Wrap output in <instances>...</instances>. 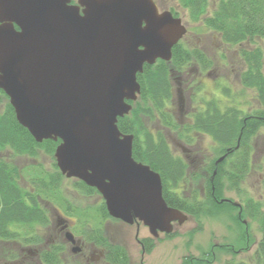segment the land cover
<instances>
[{
  "label": "water",
  "instance_id": "water-1",
  "mask_svg": "<svg viewBox=\"0 0 264 264\" xmlns=\"http://www.w3.org/2000/svg\"><path fill=\"white\" fill-rule=\"evenodd\" d=\"M186 31L153 0H0V89L16 120L37 142L59 140L61 174L94 187L109 216L142 223L153 237L188 216L167 204L160 174L133 158V135L117 119L137 99L144 64L170 60Z\"/></svg>",
  "mask_w": 264,
  "mask_h": 264
},
{
  "label": "trees",
  "instance_id": "trees-1",
  "mask_svg": "<svg viewBox=\"0 0 264 264\" xmlns=\"http://www.w3.org/2000/svg\"><path fill=\"white\" fill-rule=\"evenodd\" d=\"M178 1L189 9L192 21L197 20L207 4V0ZM203 25L219 33L223 42L238 46L237 52L243 62L239 81L243 88L254 90L258 106L251 111L245 110L229 88L223 87V92L230 99L211 97L202 100L204 106L192 113L191 122L182 126L174 111L175 75H180L190 63L206 69L212 62L200 44L187 45L180 40L173 45L170 60L157 59L153 64H144L142 72L137 73L139 95L135 101H129L132 103L129 113L117 119L119 130L133 135V158L148 164L160 174L162 195L167 204L196 217L208 214L213 208L236 207L229 201H219L223 198L221 193L224 189L240 192L241 184L252 169L253 141L255 137H264V47L255 41L264 40V0H219L214 12L203 18ZM147 120L152 124L149 125ZM168 130L186 142H192L190 132L206 133L215 143L216 154L225 153L216 166L213 178L205 180L208 193L204 199L192 187L190 197L180 190L189 187L188 180L196 182L199 176L188 179L187 163L171 149L166 134ZM58 143L59 140L52 139L35 141L16 120L7 98L0 113V145H7L13 154L32 157L37 156L41 149L52 158L53 171L39 166L28 169L26 178L29 184L21 185V168L11 161L0 159V250H6V244H14V248L5 251L13 258L18 256L16 247L28 243L37 246L40 263L61 264L59 252L64 249L63 243L44 245V240L34 231L36 227L49 228L51 216L48 204L52 207L57 204L64 214L76 217L87 242L106 250L105 258L109 264H129L126 248L111 242L106 235L104 220L117 219L109 216L103 199L95 210L99 221L97 225H91L88 209L74 206L63 196L60 185L65 176L60 173L53 156ZM74 187L85 196L98 194L94 187L79 179H75ZM241 199L242 203L237 207L240 214L235 220L238 222L244 215L257 222L260 238L249 259L236 261L229 258L225 264H264V207L261 201L250 196ZM241 229L244 239V228L241 226ZM174 234L171 232L165 236ZM141 244L143 251L150 252L154 240L151 237L142 239ZM228 252L236 253L232 247L228 248ZM187 262L185 258L180 264Z\"/></svg>",
  "mask_w": 264,
  "mask_h": 264
},
{
  "label": "rangeland",
  "instance_id": "rangeland-1",
  "mask_svg": "<svg viewBox=\"0 0 264 264\" xmlns=\"http://www.w3.org/2000/svg\"><path fill=\"white\" fill-rule=\"evenodd\" d=\"M75 1L76 0H73V2ZM157 1L160 7L164 5L165 0ZM166 1L169 2V0ZM207 1V5H205L202 13L199 14V17L195 21H192L189 18L187 13V10L189 11V9L187 7V10L182 8L181 5L178 7L179 16L188 30L181 40H183L187 45L195 43L200 44L203 47L204 52H206L208 57L211 59L212 67H221L223 66L221 62L224 64L228 62L225 66L214 71L212 70L211 75L208 76V80L211 84L207 81L206 85L203 86H205L208 90L212 86V80L210 79L219 81V78H222L231 87V90H233L232 92L236 100L241 101V103L244 104L243 106L250 110L252 109L251 106H254V100H252L254 91L242 88L238 80L239 70H241V61H239L236 52L238 46H232L225 43L223 44L220 41L219 33L208 30L202 25L203 18L211 14L210 11L212 9V4H210L209 1L212 3V0ZM172 2L179 5V1L177 0H172ZM198 25H200V27L196 29L195 27ZM190 29H192V31H189ZM257 42L264 47V40L259 39ZM194 73L195 72L191 70L189 72V76H192ZM177 76H179V74L175 75V77ZM173 83L181 89L183 105H186L188 102L186 96L187 91L182 85H177L175 79L173 80ZM220 85L221 84L218 83V86L212 87V95L214 97L222 96L223 92L221 91ZM200 96L208 99L210 95L208 92H202ZM174 108L177 118L180 119L181 117V120L185 121V112L180 114L182 111L178 110V107L176 106H174ZM147 123L149 125L152 124L148 120ZM166 134L173 152L181 155L182 150L175 144V142L179 141L177 134L173 131L170 133L166 131ZM210 141L211 140L208 136L203 137V139L201 138L199 144H194L196 148L195 146L192 148L193 155L200 158H202V154L210 155L207 148ZM253 142V165L251 171L241 184L240 194L238 192L236 193L232 189H224L221 194L222 197L228 198L237 203H242L241 197L245 198L246 196H250L254 200L261 201L264 207V141L262 137H255ZM7 160L21 168L22 176L19 179L21 185L29 184L26 178L28 176V169L30 170L31 168L39 166L46 171H53L52 158L41 149L35 157L28 155H16L7 149ZM187 169L191 172H200L199 166H194V161L191 162L190 167ZM191 172H189L190 175ZM75 179L76 178L72 177H64L62 179L60 185L62 194L67 200L73 203L74 206H83L87 208L90 215L88 217V221L91 225H97L99 218L97 217L95 210L100 204L101 197L96 193L89 196L79 193L74 187ZM203 183L204 181H202L201 178L192 183V188L196 191L198 196L200 195V188ZM189 188L190 187H184L183 193L185 195L189 193L190 197L192 190L189 191ZM48 205V209L52 207L50 204ZM54 207L57 211H59V213L64 214L62 210H60L59 205L57 206V204H55ZM238 214H240V211L237 206L235 208H232L231 206L213 208L208 214H200L197 217L188 214V218L183 223L174 224V235L165 237L163 233H160L157 238L153 237L149 233L148 228L142 223H139L137 226L136 224H127L119 220L106 219L103 224L105 225L106 235L109 240L111 242L121 244L126 248L129 255V264H180L185 258L188 259L186 264H225V261L229 258H233V260L236 261L249 259L250 254L254 250L255 245L260 238V231L257 222L242 215V217L238 220V223L235 220V217ZM64 215L72 219L69 230L73 234H83V228L80 224L76 223V217L68 214ZM51 217V225L49 228L44 229L39 227L37 229L36 227L34 231H36L41 239L44 240L42 241L44 245L56 244L60 242L64 245L62 240L63 234L57 232L52 224L55 214L52 213ZM241 226L244 228L246 235L244 239ZM137 228L138 233L136 234ZM147 236L154 238V246L150 252H143L139 239ZM20 246L25 249L29 248L31 250H37V246L35 245L22 243L16 247L17 252L19 251ZM5 247L6 250H0V264H21L18 260L16 263H13V261H7V259H19L18 256L12 258L8 253H5L7 249H12L15 245L10 243L6 244ZM229 247H232L235 250V255L228 252ZM95 253H97V251ZM76 257L77 259L79 258V256ZM62 259H64L63 262L67 264L70 262L71 257L69 255H65Z\"/></svg>",
  "mask_w": 264,
  "mask_h": 264
},
{
  "label": "flooded vegetation",
  "instance_id": "flooded-vegetation-1",
  "mask_svg": "<svg viewBox=\"0 0 264 264\" xmlns=\"http://www.w3.org/2000/svg\"><path fill=\"white\" fill-rule=\"evenodd\" d=\"M153 1L155 2L159 11L169 10L173 16L181 18L179 16V9H178V7H180V5H181L180 2H179V5H176L174 2H172V0H169V2H167L165 0L164 5L160 7L157 0H153ZM72 2H73V0H72ZM207 3H208V1H207ZM209 3L212 4V9L210 11V13L212 14L214 12V10L216 9V7L219 3V0H212V3L210 1H209ZM182 8L186 9L183 6H182ZM187 13H188V10H187ZM181 21H182V19H181ZM202 25H203V21H202ZM198 27H200V25H198L195 28L198 29ZM208 30H210V29H208ZM189 31H192V29H190ZM211 31H214V30H211ZM258 40L259 39L255 40V41L257 42ZM220 41L223 44L225 43L222 41L221 37H220ZM225 44H227V43H225ZM248 44H254V43L249 42ZM237 56H238L239 61H241L240 67L242 68L243 62H242L241 58L239 57L238 52H237ZM221 63L223 64V66L228 64V62H226L225 64L223 62H221ZM223 66H221V67H223ZM211 67H212V64L208 68L202 69L197 64L190 63V65H188V67H186L179 76L175 77V82L177 83V85H179V84L182 85L185 88V90L187 91L186 96H187L188 102L186 103V105L185 104L183 105V98L181 96V89L179 88V86L174 85V87H175L174 106L178 107V110L182 111L180 114L185 112V119H186L185 121H182L181 117H180V119H178L176 116V113H175V117L181 123L182 126H184L186 122H191L192 113H194L197 109L204 106L201 103V101L205 100L206 98H202V96H200V94L202 92H204V93L208 92L209 93L210 96L208 99H210L211 97H214L212 95V87L218 86V83H219V84H221L220 87H221L222 92H223V90H222L223 87H228L230 90V93L233 94V92H232L233 90H231V87L222 78H219L220 79L219 81L214 80V79H210V80H212V86L208 90L205 88V86H203V85H206L207 81L209 82L208 76L211 75V71L212 70L214 71L218 68H221L218 66H213L212 68ZM191 70H193L195 73L192 76H189V72ZM239 73H240V70H239ZM187 76H189V77H187ZM238 80H239V74H238ZM209 84H211V82H209ZM240 85H241V83H240ZM241 87H242V85H241ZM244 89H250V90L254 91L251 88H244ZM5 95L6 94L4 93L3 90H2V92L0 91V113L3 112V110L5 108V104L7 102V95L6 96ZM176 95H177V99H176ZM222 96L218 97V98L230 99V97L226 96L224 92H223ZM252 100H254V106H251V108L254 109L258 106L257 101L255 102L254 95L252 96ZM243 105L244 104L242 103L241 106L245 110H247V111L252 110V109L249 110L247 107H244ZM171 131L172 130H168L169 133ZM190 135L192 136V142H186V141H183L179 138H178L179 141L175 142V144L178 145L180 147V149L182 150V154L180 155L177 153V155H180L181 157H183V159L187 163V168L190 167V164L192 161H194V166H199V169H200L199 173H197L196 171L191 172L190 170L187 169V171H188L187 177H188V179H190V177H192V176H199V178H201V180L204 181L203 185L200 188V195H199L200 198L204 199L208 193L205 180L207 178H209V179L213 178V176L216 173V166L218 165L219 162L222 161L221 160V161L217 162V159L223 154H216V151H214L215 143L212 140L210 135L203 133V132H200V133L199 132H196V133L190 132ZM205 136H208L211 140L210 144L207 146L208 153L210 155H206V154L203 155L202 154V158H200L196 155H193V153H192L193 149L192 148H193V146H195L194 144H199L200 139L201 138L203 139V137H205ZM262 139L264 141V137H262ZM253 146H254V143H253ZM195 148H196V146H195ZM0 159L7 161V145H3V146L0 145ZM197 160H198V162H197ZM189 172H191V176H190ZM188 181H189V187H190L189 191H190V190H192L191 189L192 183L190 180H188ZM181 186H184L183 183H181ZM180 190H182L184 192V187L181 188ZM186 196L189 197V193L186 194ZM48 210H49L50 216H52V213L55 214V218L52 222V224L54 225L53 227L55 228V230L57 232H59L60 234H63L62 240L64 242V249L59 252L61 264H65V262H63L64 259H62L65 255H69L71 257L70 262L67 264H109L105 258L106 250L103 247H100V246L94 244L93 242H87L85 240L83 234H80V235L73 234L74 239H75L74 245H78V247L80 248L79 251L73 252L72 251L73 244L66 237V231L70 229V223L72 222V219H70L69 217L65 216L62 213H59V211H57V209L55 207H51ZM117 220H119V219H117ZM119 221H121V220H119ZM133 224H136L138 226L139 223H133ZM137 233H138V228H137L136 234ZM164 236H165V234H164ZM146 238H150V237L147 236V237H142L139 239V243H140L142 251H143V244H141V240L146 239ZM153 240H154V238H153ZM96 251H97V253H95ZM143 252H145V251H143ZM76 256H79V258L77 259ZM18 257H19V259H12V260L7 259V261L8 262L13 261V263H16V261L18 260V262H21V264H42L39 261V251H37V250H31L29 248L25 249V248H21V246H20V249L18 251ZM83 261H84V263H83Z\"/></svg>",
  "mask_w": 264,
  "mask_h": 264
}]
</instances>
